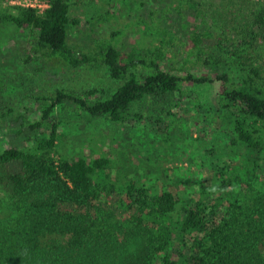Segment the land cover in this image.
Listing matches in <instances>:
<instances>
[{"label": "trees", "instance_id": "1", "mask_svg": "<svg viewBox=\"0 0 264 264\" xmlns=\"http://www.w3.org/2000/svg\"><path fill=\"white\" fill-rule=\"evenodd\" d=\"M45 1L43 13L17 6L0 14L17 42L11 61L37 74L105 67L121 84L108 97L44 90L31 96L35 120L10 123V146L0 151V264H264V185H257L264 181V4L224 0L209 17L196 0H133L142 13L128 28L138 27L141 40L126 48L115 31L83 52L70 44V30L82 26L71 16L79 0ZM177 20L186 37L176 34ZM201 86H217L204 103ZM198 104L227 125L218 129L229 159L207 149L193 179L182 165L142 167L141 159L125 167L106 155L59 154L65 134L57 109L104 120L113 132H143L141 143L156 151L187 146L191 133L180 120ZM153 173L165 189L151 185ZM197 178L196 192L177 193Z\"/></svg>", "mask_w": 264, "mask_h": 264}, {"label": "rangeland", "instance_id": "2", "mask_svg": "<svg viewBox=\"0 0 264 264\" xmlns=\"http://www.w3.org/2000/svg\"><path fill=\"white\" fill-rule=\"evenodd\" d=\"M16 1L0 3V14L15 13L14 8L19 6ZM38 1L42 5L47 3L45 0ZM255 1L264 4V0ZM79 2L78 5L72 6L71 16L80 19L82 26L70 30V44L75 46L78 51H89L98 40L108 39L115 31H123L124 35L121 42L126 48L132 45L134 40L137 41L141 38L142 33L138 27L128 28V24L142 13L141 7L133 0H126L125 2L120 0H79ZM196 2L203 4L209 14L208 16L212 17L219 8H223L224 0H196ZM39 10L42 11L43 9ZM107 12H109L108 16L106 15ZM180 22L183 23V21L177 20L174 24L175 29L178 31L176 34H178V37H181V34L186 37V31L182 30ZM143 36L146 35L143 33ZM13 38V28L0 26V67H2L0 81L11 78V80L0 85L4 87L0 90V151L10 146L11 132L8 130L10 123L13 124L15 119L20 117H25L31 121L37 118L34 110H38L39 106L34 99H31V96H37L42 94L44 90L62 86L75 91L97 89L103 92L105 97H108L121 84V82L111 79L109 71L105 67L85 66L77 70L67 69L61 73L49 71L44 74H37L32 66L25 67L28 69L24 70L19 60L11 61L15 55L14 48L17 43L13 41ZM149 39L150 37L147 38V41ZM25 71L31 72V75ZM25 79L28 83L25 82L23 86H20L21 80ZM196 91L202 103H204L206 99L210 98V95H215L217 86H201L197 87ZM198 107L190 105L189 113H184L183 120H180L185 124L184 130H190L191 133L187 146H184V148L174 146L172 150H167L162 145H158L156 151H152L148 145L141 143L145 141L143 132L134 133L121 127L116 128V131L113 132L108 129L110 124H107L104 120L90 122L86 117L82 119L79 115L57 109V114L62 117L65 134L58 145L59 154L76 156L83 153L88 158L106 155L118 165L125 167H128V165L138 166L141 159L143 164L139 166L142 167H146V163L159 165V162L163 164V169H175L182 165L184 171L180 172L186 173L188 171L189 178L193 179L201 172L198 165L204 159L202 157L206 154L207 149L217 147L215 156L221 160L229 159L228 146L221 139L223 134H220L218 129L226 128L227 125L221 122L220 114L216 112L215 114L209 113L210 107L205 108L204 104L202 106L198 104ZM141 126L143 130L150 132L151 126H148L147 123H142ZM106 136L107 138H105ZM76 137L78 140L81 139V142H74L73 140H76ZM90 137L95 138L90 139ZM183 159L186 163L182 161ZM237 174L243 177L239 182V186L244 188L246 179L243 176V169L241 168ZM259 175L263 177L260 173ZM150 179L149 181L155 190L165 189L163 182L157 178L155 173L150 175ZM197 185L198 178L188 188L184 186L176 191L181 196H185L187 191L189 193L196 192ZM257 185L263 187L264 181H259ZM4 201V194L0 191V214L6 208Z\"/></svg>", "mask_w": 264, "mask_h": 264}, {"label": "built area", "instance_id": "3", "mask_svg": "<svg viewBox=\"0 0 264 264\" xmlns=\"http://www.w3.org/2000/svg\"><path fill=\"white\" fill-rule=\"evenodd\" d=\"M16 3L23 8H31L35 10L43 9L42 11H38L40 13H43L49 7L47 3L46 5H42L38 0H17Z\"/></svg>", "mask_w": 264, "mask_h": 264}]
</instances>
